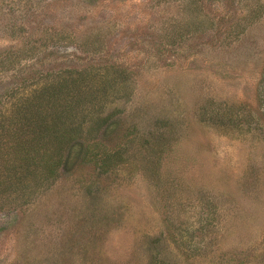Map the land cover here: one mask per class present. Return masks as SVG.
I'll use <instances>...</instances> for the list:
<instances>
[{"label": "rangeland", "instance_id": "1", "mask_svg": "<svg viewBox=\"0 0 264 264\" xmlns=\"http://www.w3.org/2000/svg\"><path fill=\"white\" fill-rule=\"evenodd\" d=\"M0 56L1 113L72 70L57 93L80 140L127 153L47 178L53 145L15 164L4 133L0 264H264V0H0ZM158 131L155 185L140 144Z\"/></svg>", "mask_w": 264, "mask_h": 264}, {"label": "trees", "instance_id": "2", "mask_svg": "<svg viewBox=\"0 0 264 264\" xmlns=\"http://www.w3.org/2000/svg\"><path fill=\"white\" fill-rule=\"evenodd\" d=\"M3 61L2 59L0 60V69L5 65ZM72 82L76 83V79L72 76V70H68V73L61 74L58 79L45 88L42 87L41 90L21 98L20 100L25 107V111L22 114L20 113L22 107H18L16 104L13 105L16 109L12 111L11 115L8 114L9 110L6 111V109H4L3 113L0 112V128H2V130L0 129V141L5 135H9L10 140L13 141L6 147V151L14 153V155L9 156V160L15 164L28 162L33 156H27L26 154L32 151L33 153L36 152L35 148L37 146H39L38 149L42 150L46 148V145H53L54 156H49L43 161L47 178H55L60 166L68 169L72 165L71 163L78 160V158H81L83 162L93 163L104 173L127 160L125 157L127 153L123 145L118 146L112 151H106L105 149H101V147L99 149L97 141L91 145L82 143L83 141L80 138L85 139L81 132L82 123H74L71 117V112H73L74 108L70 109L72 104L69 98L73 95L68 92L65 96H59L57 93L59 88H63V85L71 84ZM10 90L9 96L12 95L14 89ZM63 104L66 105L64 106ZM115 111H111L106 115H95V119L92 120V127L87 131V135L89 134L91 138L87 140L96 139L99 132L115 123ZM3 124L7 125L4 126ZM10 125H13V128H8ZM158 132H148L140 144V153H144L143 156L146 157V161H144L146 166L144 165V168L150 170V177H153V180L157 181L155 185L160 181L158 167L160 168L161 162L172 148V143L169 142L170 140L167 139L164 131ZM36 142L40 143L36 145ZM9 146L11 148L8 150ZM164 185L170 188L173 187L172 180L168 183L165 182ZM168 191L169 189L162 190L165 194ZM167 227L169 228L171 225L168 224ZM160 240L161 234L153 238L151 242L153 245L154 243L158 245ZM149 264L168 263L165 259L159 261L154 259Z\"/></svg>", "mask_w": 264, "mask_h": 264}]
</instances>
